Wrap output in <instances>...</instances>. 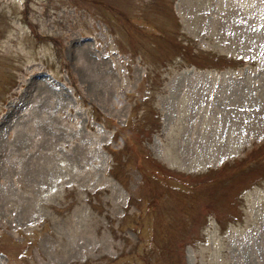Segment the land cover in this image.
<instances>
[{
  "label": "rangeland",
  "instance_id": "1",
  "mask_svg": "<svg viewBox=\"0 0 264 264\" xmlns=\"http://www.w3.org/2000/svg\"><path fill=\"white\" fill-rule=\"evenodd\" d=\"M0 264H264V0H0Z\"/></svg>",
  "mask_w": 264,
  "mask_h": 264
}]
</instances>
